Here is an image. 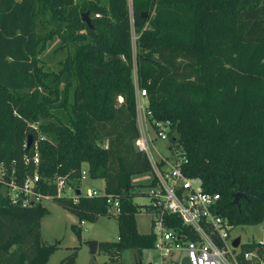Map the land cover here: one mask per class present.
<instances>
[{
    "label": "trees",
    "instance_id": "trees-1",
    "mask_svg": "<svg viewBox=\"0 0 264 264\" xmlns=\"http://www.w3.org/2000/svg\"><path fill=\"white\" fill-rule=\"evenodd\" d=\"M85 11L90 27L80 19ZM133 69L151 118L169 122L184 174L219 194L232 226L261 223L264 0H0V167L21 181L33 169L22 158L35 141L40 178L66 175L75 192L85 165L88 177L103 180V195L51 201L93 221L110 215L105 196H115L117 239L97 249L116 258L123 248H152L153 233L136 229L132 202L143 193L130 177L150 171L133 145ZM6 191L0 183V264H46L56 248L40 239L46 208L11 204ZM41 191L55 188L44 183ZM234 193L243 197L231 204ZM165 218L181 228L175 216ZM238 247L240 262L252 248L264 261V242ZM74 258L73 251L59 264Z\"/></svg>",
    "mask_w": 264,
    "mask_h": 264
},
{
    "label": "built area",
    "instance_id": "built-area-1",
    "mask_svg": "<svg viewBox=\"0 0 264 264\" xmlns=\"http://www.w3.org/2000/svg\"><path fill=\"white\" fill-rule=\"evenodd\" d=\"M94 16L97 17L98 14ZM132 72L134 117L138 130L133 145L145 155L150 166L149 182L152 181L146 191L149 199L146 207L151 215L150 231L154 235L152 248L157 258L150 264H181L183 258L187 259L188 264H264V261L252 257L253 253H243V258L248 259V263L236 258L238 246H232L233 239L229 237L232 225L220 211L219 194L204 191L200 178L184 174L181 164L185 158L180 151L181 147L169 140V122L151 118L146 90L137 85L135 69ZM155 139L170 142L166 147L167 155L160 154L152 147L155 157L152 156L150 146ZM22 160L24 165L30 164L33 169L18 182L13 175L14 170L7 175L0 167V183L6 187V195L11 204L24 207L43 204L44 201H51L54 196H76L66 181V175L54 172L49 180L40 178L35 141L31 153L23 154ZM85 173L86 169H81L80 178ZM44 183L53 184L55 193L42 192ZM66 191H70L71 195L66 196ZM102 195L103 193L91 190L87 196ZM105 203L109 214H118L115 196L106 195ZM165 216H175L179 219L181 228L167 226Z\"/></svg>",
    "mask_w": 264,
    "mask_h": 264
},
{
    "label": "rangeland",
    "instance_id": "rangeland-1",
    "mask_svg": "<svg viewBox=\"0 0 264 264\" xmlns=\"http://www.w3.org/2000/svg\"><path fill=\"white\" fill-rule=\"evenodd\" d=\"M130 0H127L129 4ZM136 34L131 28V48L135 52ZM133 78V72H132ZM167 141L155 139L150 146V152L153 157L156 149L160 154L167 155ZM86 166L82 165V170ZM85 172V171H84ZM150 171L140 174H134L130 177V182L134 185V190L143 194L132 197V202L138 206L135 214L136 229L140 233L150 232L151 215L148 213L146 205L149 199L145 193L147 190L144 185L149 183ZM103 180L92 179L85 173L79 181V191L83 196L90 194L91 190L103 193ZM71 192L66 191V196H70ZM46 208V212L41 216L39 222L40 239L46 244L56 245V248L48 256L46 264H59V261L75 252L74 264H135L136 260L142 263H152L156 261V252L153 248L141 249L140 253L135 254L134 250L123 248L118 256L109 258L100 249L91 255L88 252L85 242L88 240L99 241H115L117 239V225L114 214L98 216L93 221H78L76 216L67 211L62 206L52 201H44L42 204ZM264 220L255 225H235L229 230V237L234 239L239 237V244L243 243H263L264 242ZM259 243V244H261ZM240 248L237 247L236 251ZM253 248L244 253H253Z\"/></svg>",
    "mask_w": 264,
    "mask_h": 264
},
{
    "label": "water",
    "instance_id": "water-1",
    "mask_svg": "<svg viewBox=\"0 0 264 264\" xmlns=\"http://www.w3.org/2000/svg\"><path fill=\"white\" fill-rule=\"evenodd\" d=\"M145 12H142L141 13V17H145ZM80 19L88 26L90 27V18L88 16V12L85 11L83 12L81 15H80ZM31 143V137L30 136H27V141H26V147H28ZM75 195H78L79 194V190H75L74 192ZM243 197V195L241 193H234L232 195V200H231V204H236L238 199ZM239 244V237H236L232 240V246L233 247H237ZM85 245L87 246V249H88V252L89 254L93 255L96 253L97 251V241L95 240H88L85 242ZM135 264H144L142 263L139 259L136 260ZM145 264H150V263H145ZM181 264H188L187 262V259L186 258H183L181 260Z\"/></svg>",
    "mask_w": 264,
    "mask_h": 264
}]
</instances>
